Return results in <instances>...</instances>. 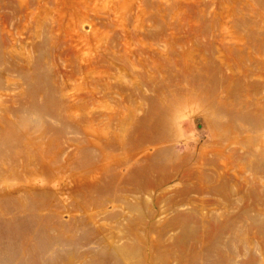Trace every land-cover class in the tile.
Instances as JSON below:
<instances>
[{
    "label": "rangeland",
    "instance_id": "obj_1",
    "mask_svg": "<svg viewBox=\"0 0 264 264\" xmlns=\"http://www.w3.org/2000/svg\"><path fill=\"white\" fill-rule=\"evenodd\" d=\"M0 264H264V0H0Z\"/></svg>",
    "mask_w": 264,
    "mask_h": 264
}]
</instances>
